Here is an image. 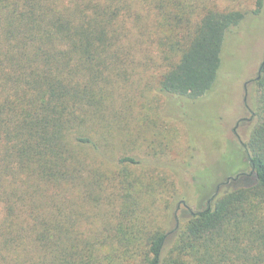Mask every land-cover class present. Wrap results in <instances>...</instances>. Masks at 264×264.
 Instances as JSON below:
<instances>
[{
  "label": "trees",
  "instance_id": "trees-1",
  "mask_svg": "<svg viewBox=\"0 0 264 264\" xmlns=\"http://www.w3.org/2000/svg\"><path fill=\"white\" fill-rule=\"evenodd\" d=\"M134 1L0 0V264H264V64L245 142L183 194L139 174L120 115ZM245 17L208 11L161 43L159 94H209Z\"/></svg>",
  "mask_w": 264,
  "mask_h": 264
},
{
  "label": "rangeland",
  "instance_id": "rangeland-1",
  "mask_svg": "<svg viewBox=\"0 0 264 264\" xmlns=\"http://www.w3.org/2000/svg\"><path fill=\"white\" fill-rule=\"evenodd\" d=\"M174 2L181 3V13H174ZM256 2L135 0L131 16L120 21L128 46V71L132 70L120 87V115L129 132L139 133L138 154L146 159L137 173L160 175L183 194L191 188V176L228 144L246 141L253 122L245 126L241 120L251 117L253 81L264 59V0L261 13L253 16ZM208 11H240L246 17L227 37L215 87L192 107L185 100L159 94L164 56L160 46L166 48L187 33ZM174 14L183 17L178 20Z\"/></svg>",
  "mask_w": 264,
  "mask_h": 264
},
{
  "label": "water",
  "instance_id": "water-1",
  "mask_svg": "<svg viewBox=\"0 0 264 264\" xmlns=\"http://www.w3.org/2000/svg\"><path fill=\"white\" fill-rule=\"evenodd\" d=\"M263 64H264V63L261 64L260 69L262 68ZM260 69H259V71H260Z\"/></svg>",
  "mask_w": 264,
  "mask_h": 264
},
{
  "label": "flooded vegetation",
  "instance_id": "flooded-vegetation-1",
  "mask_svg": "<svg viewBox=\"0 0 264 264\" xmlns=\"http://www.w3.org/2000/svg\"><path fill=\"white\" fill-rule=\"evenodd\" d=\"M247 119H242L241 121H246ZM238 125V124H237Z\"/></svg>",
  "mask_w": 264,
  "mask_h": 264
}]
</instances>
